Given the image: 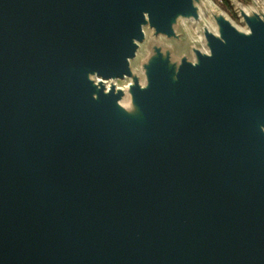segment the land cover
Here are the masks:
<instances>
[{"label":"water","instance_id":"1","mask_svg":"<svg viewBox=\"0 0 264 264\" xmlns=\"http://www.w3.org/2000/svg\"><path fill=\"white\" fill-rule=\"evenodd\" d=\"M180 17L196 0H0V264H264V19L217 17L139 85L146 28Z\"/></svg>","mask_w":264,"mask_h":264},{"label":"rangeland","instance_id":"2","mask_svg":"<svg viewBox=\"0 0 264 264\" xmlns=\"http://www.w3.org/2000/svg\"><path fill=\"white\" fill-rule=\"evenodd\" d=\"M200 8L201 19L192 20L180 17L174 20L173 37L157 34L150 27L146 28L147 39L141 44L136 59L132 62L134 79L139 85L148 84L155 65L164 62L169 75L174 78L182 61H197L196 50L209 52L205 37V29L220 33L217 17L224 18L240 32H249L245 15L252 19H264V0H196ZM130 80H117L109 85L125 88ZM120 111L134 118H141L135 100L126 88V95Z\"/></svg>","mask_w":264,"mask_h":264},{"label":"bare ground","instance_id":"3","mask_svg":"<svg viewBox=\"0 0 264 264\" xmlns=\"http://www.w3.org/2000/svg\"><path fill=\"white\" fill-rule=\"evenodd\" d=\"M198 16V15H197ZM192 18H194V17H192ZM149 22V20H148V18H146L142 23H141V27H142V29H143V32H144V27H145V25L147 24ZM208 33H211V32H208ZM212 34V33H211ZM130 75H128L127 77H129ZM126 77V78H127ZM126 78H124V79H126ZM128 87H130V88H134L135 87V84H130V85H128ZM177 103V102H176ZM130 126L129 127H133L134 125L133 124H129ZM133 125V126H132ZM145 126V124L144 125H140V127L142 128V127H144Z\"/></svg>","mask_w":264,"mask_h":264}]
</instances>
